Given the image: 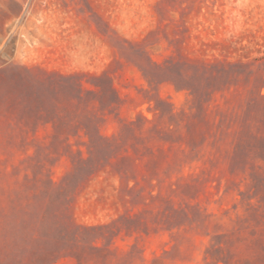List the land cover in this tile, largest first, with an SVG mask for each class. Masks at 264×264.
I'll return each instance as SVG.
<instances>
[{"label":"rangeland","instance_id":"rangeland-1","mask_svg":"<svg viewBox=\"0 0 264 264\" xmlns=\"http://www.w3.org/2000/svg\"><path fill=\"white\" fill-rule=\"evenodd\" d=\"M0 264H264V0H0Z\"/></svg>","mask_w":264,"mask_h":264},{"label":"crops","instance_id":"crops-1","mask_svg":"<svg viewBox=\"0 0 264 264\" xmlns=\"http://www.w3.org/2000/svg\"><path fill=\"white\" fill-rule=\"evenodd\" d=\"M103 12L105 13L103 25L87 20L84 15H77L75 18L59 17L52 22L40 21L34 27L51 29L52 39L50 43L45 37H37L38 43L52 45V50L48 51L46 56L37 57L51 60L52 70L61 75L75 71L91 73L102 70L111 58L107 35L110 31L115 33L113 30L115 25L110 22L108 7L104 8ZM103 27L105 35L102 33Z\"/></svg>","mask_w":264,"mask_h":264}]
</instances>
